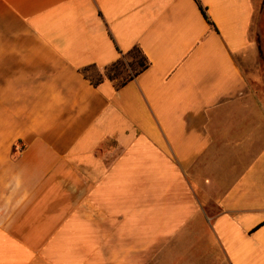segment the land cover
Masks as SVG:
<instances>
[{"label":"crops","instance_id":"1","mask_svg":"<svg viewBox=\"0 0 264 264\" xmlns=\"http://www.w3.org/2000/svg\"><path fill=\"white\" fill-rule=\"evenodd\" d=\"M199 1L0 0V264H264L258 0Z\"/></svg>","mask_w":264,"mask_h":264},{"label":"trees","instance_id":"2","mask_svg":"<svg viewBox=\"0 0 264 264\" xmlns=\"http://www.w3.org/2000/svg\"><path fill=\"white\" fill-rule=\"evenodd\" d=\"M201 13L207 22L213 26V22L207 14L206 8L199 0H195ZM149 66V60L139 46L132 47L127 52H119V56L110 64L98 67L88 65L80 69L81 73L93 86H98L104 80L113 82L116 89L131 81L139 73Z\"/></svg>","mask_w":264,"mask_h":264},{"label":"rangeland","instance_id":"3","mask_svg":"<svg viewBox=\"0 0 264 264\" xmlns=\"http://www.w3.org/2000/svg\"><path fill=\"white\" fill-rule=\"evenodd\" d=\"M254 14L255 55L239 58L251 93L264 104V0H258Z\"/></svg>","mask_w":264,"mask_h":264}]
</instances>
